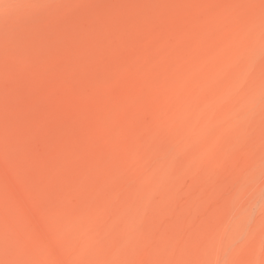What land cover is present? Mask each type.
I'll list each match as a JSON object with an SVG mask.
<instances>
[{
	"label": "rangeland",
	"instance_id": "1",
	"mask_svg": "<svg viewBox=\"0 0 264 264\" xmlns=\"http://www.w3.org/2000/svg\"><path fill=\"white\" fill-rule=\"evenodd\" d=\"M0 264H264V0H0Z\"/></svg>",
	"mask_w": 264,
	"mask_h": 264
}]
</instances>
